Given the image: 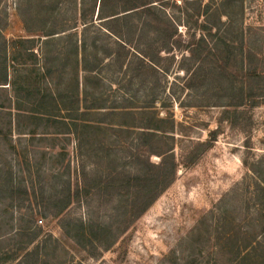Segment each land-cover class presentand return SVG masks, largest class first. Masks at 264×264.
Listing matches in <instances>:
<instances>
[{
    "label": "rangeland",
    "instance_id": "1",
    "mask_svg": "<svg viewBox=\"0 0 264 264\" xmlns=\"http://www.w3.org/2000/svg\"><path fill=\"white\" fill-rule=\"evenodd\" d=\"M72 1L64 0L60 6L64 12L61 22L65 26H68L67 21L71 18ZM168 1L165 15L176 22L178 35L175 40L184 46L194 33L198 37L200 32L193 30L192 22L188 27L178 24L177 19H184L181 16L184 10L192 11L188 3L200 7L201 12L209 0ZM228 1V11L237 13L235 23L227 31L228 23L221 18L223 24L219 36L224 34L226 44L234 53L235 59L228 66V71L237 74L234 82L212 67L200 66L188 60L182 47L169 52L160 50L161 44L146 29L131 28L133 40L126 44L114 36L108 37V32L99 28V21L94 20L90 33H98L102 42L108 43L115 51L112 59L103 62L100 72L104 82L113 81L111 90L105 96L109 101L114 99L117 104L131 98V104L140 105L143 97L147 96L146 100L150 101L153 95L158 117L172 119L176 142L173 150L177 164L175 180L143 215L128 226L109 250L88 256L63 236L59 218L43 217L39 207L40 193L45 190L46 196L50 191L53 173H61L69 165L70 183L74 185L80 166L84 164L89 172L92 164L77 158L75 141L70 136L57 135L54 128L48 125H40L33 137L26 135L29 122L19 117L16 127L14 122L11 133L7 135V140L15 148L14 152L9 150L6 146L9 142H4L0 135V174L4 175L3 169L10 167L18 181H23L22 186L18 185L15 189V193H19L12 198L19 201L22 208H6L8 200L3 202L0 197L1 259L11 247L19 246L17 242L25 243L27 238L19 235L22 225L31 228L35 234L26 252L38 249L27 264H228L232 242L216 241V231L221 232L214 230L216 218L225 217L227 222L233 221V225L242 227L243 231L260 214V208L253 204L254 177L244 163L250 164L264 154V103L253 108L242 106L237 109L228 105L236 102L231 99V92L236 93L241 87L240 43L246 46L244 51L254 53L259 62L264 60V0ZM228 1L212 0L211 15H214V11L219 14L222 4ZM24 5V0H0V34L7 45L8 80L15 84L4 86L6 92H0V96L7 94L11 98L17 94L16 97L23 99L24 92L15 89L24 90L25 86H30L39 97L45 89L54 91L56 79L53 76L52 81L49 78L45 81L40 69L44 38L28 32V29L32 31L36 27H29V23H25ZM205 17L203 14L198 21L203 22ZM206 19L211 20L209 17ZM75 25L76 31H72L80 37L82 26L80 23ZM132 25L128 23V26ZM212 41L223 49L220 39ZM145 56L155 59L156 64L151 66ZM79 77L81 79V74ZM2 98L0 103L5 102V98ZM223 111H227L228 115ZM117 121L126 123L127 120L119 118ZM0 131L8 133L6 120L1 118ZM214 131H217V135L210 149L201 152L194 164H187L192 151L195 152L199 149L198 145L207 142L209 133ZM158 161V158H150L151 163ZM27 169L30 170L29 177ZM97 204L92 202L90 206L96 209ZM31 209L35 215L34 221L24 226L30 219ZM106 209H101L93 219L106 220L100 217L105 215ZM85 216L86 208L75 204L64 218L84 222L89 219ZM257 226L252 228L256 229ZM246 233L247 236L253 235L255 230H246ZM262 238L258 240L263 242V245H259L260 250H257L256 244L251 248H255L263 257ZM242 240L241 236L239 245Z\"/></svg>",
    "mask_w": 264,
    "mask_h": 264
},
{
    "label": "trees",
    "instance_id": "2",
    "mask_svg": "<svg viewBox=\"0 0 264 264\" xmlns=\"http://www.w3.org/2000/svg\"><path fill=\"white\" fill-rule=\"evenodd\" d=\"M24 1V21L29 23V27H36L32 31L28 29V32L40 34L44 38L41 43L42 78L52 81L54 76L56 81L54 91L45 89L41 97L30 86H25L24 90L15 89L24 92L25 100L16 97L17 94L11 98L7 94L0 96V100L5 98V102L0 103V118L6 120L8 128V133L0 131V135L4 142L8 141L7 135L11 133V126L15 122L16 127L17 118L23 117L29 122L26 135L33 137L40 125H48L54 128L55 134L70 136L75 141L77 158L81 162L86 160L92 164L91 171L87 172L82 164L80 171L77 170L79 175L76 174L74 185L70 183L69 165L61 173H53L50 191L46 196L45 190L40 193L39 209H42L43 217H58L63 236L86 255L94 256V253L107 251L116 243L128 226L143 215L170 187L177 172L173 154L176 145L174 124L169 117H158L154 108L156 98L152 95L151 100L147 101L146 96L140 105H133L131 98L117 104L114 99L109 101L105 96L111 90L113 81L104 82L100 72L103 62L112 59L115 51L108 43L102 42L98 33H90L89 29L93 27L94 20L99 21V28H104L109 34L108 37L114 36L126 44L133 40L131 28L143 31L146 29L161 44L160 50L169 52L182 47L188 60L200 66L212 67L220 75L230 77V82H234L237 74L228 71V66L235 59L234 53L226 44L224 34L219 36V33L223 24L220 19H226L228 27L225 30L229 31L235 23L234 16L237 13L228 11V0L222 4L219 14L214 11V15L210 12L212 0L204 5L201 12L200 7L188 3L192 11L184 10L181 14L184 19H177V22L188 27L192 22L193 30L200 33L198 37L194 33L183 46L175 40L178 35L176 22L165 15L164 9L169 5L168 0H73L68 26L61 22L64 12L60 6L64 0ZM172 6L177 8L176 5ZM203 14L206 16L205 20L199 22L198 19ZM208 17L211 20L206 19ZM119 22L116 28L115 25ZM76 23L82 26L80 37L74 32ZM128 23L133 25L128 26ZM72 25L74 26L70 27ZM213 39H220L222 50L212 43ZM228 41L230 43L229 38ZM245 48L240 43L239 74L242 79L240 89L236 93L231 92V99L236 102L228 106L233 109L242 106L253 108L264 103V60L259 62L257 56L249 50L244 51ZM7 57V45L0 34V92H6L7 88L4 86H9L10 83L15 85L8 80ZM144 58L151 66L156 64L155 59L146 56ZM244 64L252 67L248 66L246 69ZM23 113L25 115L21 116ZM223 114L228 115V112L223 111ZM119 118L126 119V123H119ZM60 128L64 130L61 131ZM216 135L217 131L209 133V140L198 145L199 149L192 151L191 157L187 160L185 158L187 164H194L201 152L210 149ZM6 146L10 151H15L11 142ZM152 157L159 161L151 163ZM244 164L254 177L253 204L260 208L259 217H254L243 231L242 227L234 226L233 221L227 222L225 217L216 218L214 230L221 231H216V241L231 240L228 264H264V253L262 257L257 251L260 250L259 245H263L258 240L264 237V154L256 161ZM3 171L4 175L0 174L1 200H8L9 205L6 208L20 209L21 203L12 198L19 193H15V189L18 185L22 186L23 181H18L10 167ZM26 172L29 177L30 170L27 169ZM92 202H98L96 209L90 206ZM75 204L86 208L85 217L89 219L83 222L64 218ZM101 209H106L105 215L100 216L106 220H94L93 217ZM32 212L31 209L30 219L24 226L31 225L34 221L35 215ZM261 215L263 216L260 217ZM255 225L256 229L252 228ZM251 229L255 230V234L247 236L246 230ZM19 235L27 238L25 243L17 242L19 246L14 245L7 250L3 259L0 257V263L27 264L36 255L38 249L26 252L35 239L31 228L21 225ZM241 236L243 240L239 245ZM254 244L258 245L257 250L251 248Z\"/></svg>",
    "mask_w": 264,
    "mask_h": 264
}]
</instances>
